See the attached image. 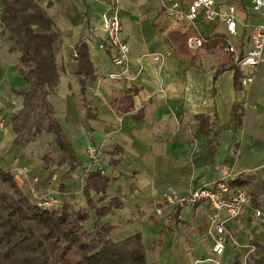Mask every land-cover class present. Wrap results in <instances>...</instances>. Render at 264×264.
I'll list each match as a JSON object with an SVG mask.
<instances>
[{"label": "crops", "instance_id": "crops-1", "mask_svg": "<svg viewBox=\"0 0 264 264\" xmlns=\"http://www.w3.org/2000/svg\"><path fill=\"white\" fill-rule=\"evenodd\" d=\"M35 1L54 21L60 35L56 44L63 48L66 63L71 48L81 41L89 46L96 77L86 83L83 91L76 74L78 63L73 76L68 70L64 73L66 64L60 65L63 74L59 87L49 100L85 167L110 178L108 200L117 199L119 205L102 222L125 227L113 239L119 242L140 233L147 249L161 241V247L147 253L149 264H209L207 260L211 258L215 264H241L246 258L248 264H264V219L255 217V210L264 211V206H257L252 196L242 216L227 224L229 237L220 257L213 255L209 220L212 210L207 203L184 207L177 223L171 222L175 207L163 201V195L170 191L184 195L193 182L199 183V187L213 180V174L218 175L227 158L228 167L252 162L230 154L240 135L264 132V63L255 72L254 83L244 87L254 89L249 95L242 91L239 78L236 81L239 72L222 48L187 53L174 51L171 45L170 32H195L210 37L225 34L223 24L199 19L173 25L161 7L155 17L143 23L129 4L132 0H123V37L131 50L129 70L121 74L123 69L113 62L115 50L100 49L102 42H106L101 14L109 11L112 0ZM252 1L226 3L235 7L239 18L238 36L233 42L240 53L252 47L251 29L245 25L261 20L252 10ZM12 46L9 33L0 27V164L11 171L29 167L24 184L19 186L33 199L46 192L69 199L70 192L75 195L69 190L73 174L82 175V171L71 173L66 193L62 194L58 188L62 174L56 183L57 175L50 169L49 157L44 160L54 150L61 154L58 168L69 169L67 164L61 165L63 154L53 136L43 132L26 147L14 144L16 134L11 116L24 107V99L17 91L26 85L17 70L19 53L12 51ZM155 54L162 56L161 62L153 60ZM108 72L121 77L100 81ZM127 92L133 96L132 111L122 113L121 105L114 100ZM247 98L257 102L260 109L244 116ZM235 106L239 107L240 120L235 118ZM89 145L102 149L99 158L105 159L107 173L100 162L96 167L91 164L86 152ZM34 178L38 181L34 182ZM81 181L84 186L83 177ZM257 183L254 180V186ZM166 227L170 231L163 237ZM250 246L256 250L251 251ZM226 254L233 258L224 260Z\"/></svg>", "mask_w": 264, "mask_h": 264}, {"label": "trees", "instance_id": "trees-1", "mask_svg": "<svg viewBox=\"0 0 264 264\" xmlns=\"http://www.w3.org/2000/svg\"><path fill=\"white\" fill-rule=\"evenodd\" d=\"M0 10V27L9 33L13 43L11 50L19 53L17 70L26 85L17 91L24 99V107L11 116L16 134L14 144L26 147L43 132L50 133L63 154L61 165L69 166L61 176L59 191L66 193V181L77 169L82 171L84 179V206L78 207L73 201L75 195L70 192L69 199L62 198L60 207L44 209L19 186L14 171L0 164V264H149L147 253L161 247L162 242L147 249L140 233L119 242L113 239L125 227L102 222L119 205L117 199L108 200L106 189L110 178L85 167L49 100L57 91L63 73L55 53L60 35L55 30L54 21L35 0H2ZM192 35L195 32H170L173 50L194 51L188 46ZM206 40L201 49L215 51L224 48L227 37L214 34ZM75 53L76 74L84 91L86 83L96 77V69L86 42L78 43ZM238 78L236 76V81ZM114 101L121 105L122 113L132 111L130 92ZM238 111L239 107L235 106V118L240 120ZM230 184L246 188L254 186V179L241 174ZM183 208L175 207L171 222L180 221ZM92 220V226L88 227ZM169 231L170 227H166L163 237Z\"/></svg>", "mask_w": 264, "mask_h": 264}, {"label": "built area", "instance_id": "built-area-1", "mask_svg": "<svg viewBox=\"0 0 264 264\" xmlns=\"http://www.w3.org/2000/svg\"><path fill=\"white\" fill-rule=\"evenodd\" d=\"M230 0H160V7L168 21L177 25L185 21L194 23L199 19L206 22L221 23L225 26L227 37L224 51L231 56L234 68L239 72V83L241 87H248L255 81V72L264 63V0H253L252 10L259 15L261 20L255 25H245L251 29V49L246 53H240L233 43L238 36L239 18L234 6L226 4ZM120 0H112L109 11L101 15V25L106 34V42L100 47L105 49V44L115 50L113 58L114 65L123 69V73L129 70L130 46L123 37V25L119 14ZM1 18V11H0ZM207 40L201 34L192 35L188 39L190 49L196 51L204 47ZM76 55V53H75ZM162 56H155V62H161ZM121 74L111 73V78H120ZM87 154L93 163L98 162V150L90 146ZM30 172L29 167H19L14 170L15 179L18 184H24L25 177ZM228 177H223L210 184L195 187L188 193L181 195L170 191L163 197L164 203L172 207H195L207 203L212 213L209 216L214 241L213 255L220 257L224 254L227 244V224L242 216L246 207L251 204V193L245 187H233ZM38 179L34 178V182ZM34 200L44 209H54L62 205L63 199L51 193L35 195ZM160 214V212H159ZM257 218L264 219V211L255 210ZM255 251V246H250ZM214 262L215 259L207 260ZM246 258L241 264H248Z\"/></svg>", "mask_w": 264, "mask_h": 264}, {"label": "rangeland", "instance_id": "rangeland-1", "mask_svg": "<svg viewBox=\"0 0 264 264\" xmlns=\"http://www.w3.org/2000/svg\"><path fill=\"white\" fill-rule=\"evenodd\" d=\"M129 2H130L129 4L132 5V7L134 9H136V13L139 14L140 20L143 23L149 22L153 17H155L157 12L159 11V8H160V0H132ZM122 5H123V0L122 1L120 0V5H119V14L120 15H121V11H122ZM158 18L160 19V17H158ZM162 20L163 19L161 17L160 21H162ZM104 43L105 42H102V44H104ZM105 47L106 48L104 50L107 51L108 47L106 46V44H105ZM100 49H102V48L100 47ZM55 53H56L58 64L62 65V66H63V64H66V67H65L66 70L64 71V73L67 74L68 72H70L71 76H73L72 75V74H74L73 69L76 68V62H77L76 55H75V46L73 48H71V56H70L68 63L65 62V59L63 57V48L60 46L59 43H57L55 45ZM61 53H62V56L60 55ZM155 56H158V54H155L152 56L153 60H154ZM67 70H68V72H67ZM110 75H111V72H108L106 76L101 77L100 81L103 82V81H106V79L116 81L119 79V78H116V79L111 78ZM262 87H264V85H262ZM242 91H244L246 93L248 92V94L251 95L254 92V89L252 87H250V88H244ZM259 109H260V107H259V105H257V102H251V99L248 100V98H247V101L244 103V111H245L244 116L246 114H249V113L254 114L253 112L256 110L259 111ZM248 116H250V115H248ZM260 130L262 131L263 129H260ZM262 133L263 134H261L260 131H257L254 134L250 133V134L244 135V136H243V134L240 135L237 138L238 144L236 143L235 148L232 149V152L230 154V156H236V158L239 155L238 159L241 158L243 161L250 159V160H252V162H248L247 164L242 162V164H240V165L228 167L229 166V160L227 158L224 165L222 164V167L220 169H218V175L216 177H214L216 175V173H214L213 174L214 175L213 180H211V181H209L203 185L213 183V182L218 181L219 179H221L223 177H228L229 179L233 180V179L237 178L238 176H240L241 174L249 175L255 181L257 179L258 183L255 186H248L246 188L249 189L252 198H254L255 202L257 203V206H260V205L264 206V188L262 187V184L264 183V178H262V177H264V140L262 138V136L264 135V132H262ZM90 146L95 147L98 150V154L100 152H102L101 148H98L94 145H89L88 147H90ZM88 147H87V149H88ZM237 147H240L239 148L240 150L237 149ZM86 152H87V150H86ZM60 159H61V154H59L58 152H55L54 150H52L50 152V154H49V165L52 164V167H50V169H52V170H54V172H56V175H57L56 183L59 180L61 174H63V171H65V169H67V167L58 168L57 163L59 162ZM99 159H100V161H99ZM104 161H105V159L99 158V156H98V162H100L101 165L104 164ZM91 164L94 165L95 167L97 166V164L93 163L92 161H91ZM101 167H103L104 171L107 173L108 169L105 168V165H103ZM213 172H216V171H213ZM81 180H82V175L80 174V172L74 173L73 179L71 182L72 186L70 185V187H69V190H71L75 193L76 199L74 198L73 201H75V203L78 207L84 206V202L82 200L83 185H82ZM198 185H199V183L193 182L190 185L188 192L190 190H192L193 188L198 187ZM47 193H50V192H47ZM164 195H163V197H164ZM258 202H259V204H258ZM92 223H93V220L90 221L87 226L91 227ZM211 232H212V230H211ZM227 239H228V236H227ZM231 258H233L232 255L226 254V257L224 260H228ZM209 264H215V261L209 262Z\"/></svg>", "mask_w": 264, "mask_h": 264}]
</instances>
